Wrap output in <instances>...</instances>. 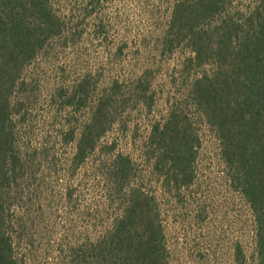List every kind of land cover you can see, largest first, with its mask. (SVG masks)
I'll return each mask as SVG.
<instances>
[{"label":"trees","instance_id":"trees-1","mask_svg":"<svg viewBox=\"0 0 264 264\" xmlns=\"http://www.w3.org/2000/svg\"><path fill=\"white\" fill-rule=\"evenodd\" d=\"M203 130L264 264V0H0V264H174Z\"/></svg>","mask_w":264,"mask_h":264},{"label":"rangeland","instance_id":"rangeland-1","mask_svg":"<svg viewBox=\"0 0 264 264\" xmlns=\"http://www.w3.org/2000/svg\"><path fill=\"white\" fill-rule=\"evenodd\" d=\"M147 26L149 24H141L142 28ZM176 62L173 58L165 59L162 61L163 69L177 71ZM169 80L171 84L162 79L160 87L173 88L174 92L184 88V80L179 75ZM202 135L203 143L198 156L200 182L196 186L200 188L195 191V197L193 192L190 203L178 206L177 223L169 229L173 261L174 264H236L231 263L233 244L240 242L247 256L252 250L251 214L245 199L232 190L221 172L216 142L209 132L203 130ZM130 146L129 138L122 136L120 147L130 150ZM195 214L196 219H192ZM49 256L50 259H42L43 263L57 264L53 258L56 254L49 253Z\"/></svg>","mask_w":264,"mask_h":264}]
</instances>
